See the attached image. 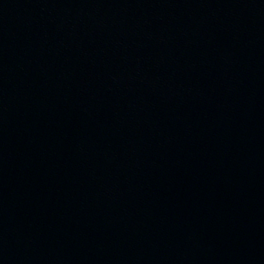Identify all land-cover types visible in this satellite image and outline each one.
I'll use <instances>...</instances> for the list:
<instances>
[{
	"label": "water",
	"instance_id": "water-1",
	"mask_svg": "<svg viewBox=\"0 0 264 264\" xmlns=\"http://www.w3.org/2000/svg\"><path fill=\"white\" fill-rule=\"evenodd\" d=\"M0 264H264V0H0Z\"/></svg>",
	"mask_w": 264,
	"mask_h": 264
}]
</instances>
